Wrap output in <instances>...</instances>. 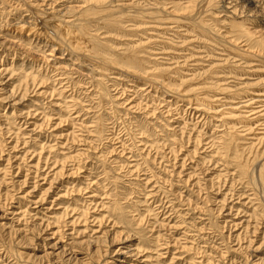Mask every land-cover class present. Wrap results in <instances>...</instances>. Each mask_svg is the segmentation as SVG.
Listing matches in <instances>:
<instances>
[{
  "label": "rangeland",
  "instance_id": "rangeland-1",
  "mask_svg": "<svg viewBox=\"0 0 264 264\" xmlns=\"http://www.w3.org/2000/svg\"><path fill=\"white\" fill-rule=\"evenodd\" d=\"M261 169L264 0H0V264H264Z\"/></svg>",
  "mask_w": 264,
  "mask_h": 264
},
{
  "label": "bare ground",
  "instance_id": "bare-ground-1",
  "mask_svg": "<svg viewBox=\"0 0 264 264\" xmlns=\"http://www.w3.org/2000/svg\"><path fill=\"white\" fill-rule=\"evenodd\" d=\"M56 22V21H55ZM49 23V22H48ZM51 24V23H50ZM47 26V25H46ZM193 26V25H192ZM195 26V25H194ZM46 28V27H45ZM235 28H238V26L236 27L235 26ZM241 28V27H240ZM243 28V27H242ZM194 29H199V27L198 26H196V27H194ZM193 30V29H192ZM68 33H69V30L67 29L66 30ZM239 31H241V30H239ZM248 33H250V31H247V34ZM246 34V33H245ZM73 35L75 36L74 37V40H75V43L74 44H71L72 46H71V51H73L72 53H78V51L79 50H82V49H84V51H88V52H90L91 54H90V57L92 58L91 60H93V58H95V56L97 55L96 53L99 51V50H101L100 48H101V46L99 45V43L97 42V39H95L94 38V36L93 37H91V35H89V33H88V30H87V28L86 27H83L82 29H80V32H78L77 34L76 33H73ZM251 35V34H250ZM247 36H249V35H247ZM36 37V36H35ZM263 39V38H262ZM257 40V39H256ZM260 43V42H259ZM258 43V44H259ZM261 44V43H260ZM103 50V49H102ZM107 51H109V52H111V50H109V49H106ZM80 52V51H79ZM85 53V52H84ZM84 53H82V54H84ZM80 54V53H79ZM96 54V55H95ZM77 55V54H76ZM92 55V56H91ZM95 55V56H94ZM83 56V55H82ZM88 56V58H89V55H87ZM87 56H86V58H87ZM101 58H99V60H100ZM139 62H140V60H139V58L136 56V54L134 53V52H131V53H126V54H124V55H119V56H115V57H111V58H105V59H103V60H101L100 61V63H101V65H103V68H105L106 70H108L109 68H112V67H110L111 65L112 66H115V65H124V64H127L128 66H132V67H135V66H138L139 65ZM204 104L203 105H206V104H208L207 103V100L206 99H202L201 100ZM213 107H211V109H212ZM213 110V109H212ZM216 110V112L218 111L217 109H215ZM235 110V109H234ZM230 111H232V109L230 110ZM237 111V110H236ZM215 112V113H216ZM223 114L225 113L224 111H221ZM235 112V111H234ZM220 113V112H219ZM222 113L220 114V115H222ZM218 114V113H217ZM216 114V115H217ZM215 115V114H214ZM234 115H235V113H234ZM259 115V114H258ZM258 115H256V116H258ZM255 116V117H256ZM227 118H226V121H228V122H230V123H232V122H237V120H239V121H241V120H243V121H245V119H243L242 117L241 118H239V116L238 117H235V116H226ZM252 117L253 116H251V118L250 119H252ZM260 116H258L257 118H259ZM246 118H248L249 119V117L247 116ZM254 118V117H253ZM257 118H255V119H257ZM249 119V120H250ZM254 119V120H255ZM247 120V119H246ZM253 120V121H254ZM242 122V121H241ZM247 123H251L250 121L249 122H247ZM239 124V123H238ZM245 124V123H244ZM247 125V124H246ZM247 127V126H246ZM238 166L240 167V174L244 177V178H248L249 176H251V174H252V172H251V166L247 163V162H245V161H243L241 158L238 160ZM258 173V172H257ZM253 174H255V172H253ZM259 178H260V180L259 181H261V189H262V191L264 192V170L263 169H261L260 170V172H259ZM249 180V179H248ZM0 226H2V227H4V226H6L5 224H1ZM6 230V229H5ZM54 233V232H53ZM56 233H54V235H55ZM53 235V236H54ZM21 241V240H20ZM53 247H55L56 245H55V243L52 245ZM58 246V245H57ZM57 248V247H56ZM2 249V248H1ZM56 251H57V249H56ZM67 250H66V248H65V250L62 252L61 251V253L59 252V253H57V254H61L62 255V253L64 254L65 252H66ZM120 252H122V250L121 249H119L118 250V252H115V253H120ZM130 253H133V255L135 256L136 254L133 252V251H130L129 253H123V255H126L127 257H128V255L127 254H130ZM53 255H54V253H52ZM52 254H49V255H52ZM56 255V254H55ZM32 256V255H31ZM63 256V255H62ZM11 257H13V260H12V262L13 261H15V262H17L18 264H19V262H18V259L14 256V255H12ZM10 257V258H11ZM35 257V256H34ZM32 258V257H31ZM72 258V256H70L68 259H66V258H62V257H60V258H58V259H54V262H52V263H49V264H70L69 263V260ZM90 258H92V257H89V258H85V259H87V260H90L91 261V259ZM12 259V258H11ZM20 259V258H19ZM17 260V261H16ZM22 260V262L23 263H20V264H28V259L27 260H25V259H23V258H21L19 261H21ZM37 261V260H36ZM39 261V260H38ZM71 261V260H70ZM15 262H14V264H15ZM31 262V261H30ZM34 263H36L35 261H33ZM44 262V261H43ZM100 263L99 264H113V262H110L108 259H102V260H100L99 261ZM39 263L40 264H42V261L40 260L39 261ZM38 263V264H39ZM88 264H90V263H88Z\"/></svg>",
  "mask_w": 264,
  "mask_h": 264
}]
</instances>
